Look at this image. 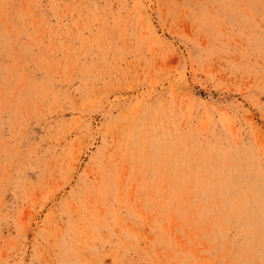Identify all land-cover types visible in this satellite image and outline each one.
Masks as SVG:
<instances>
[{
	"label": "rangeland",
	"instance_id": "rangeland-1",
	"mask_svg": "<svg viewBox=\"0 0 264 264\" xmlns=\"http://www.w3.org/2000/svg\"><path fill=\"white\" fill-rule=\"evenodd\" d=\"M0 264H264V0H0Z\"/></svg>",
	"mask_w": 264,
	"mask_h": 264
}]
</instances>
